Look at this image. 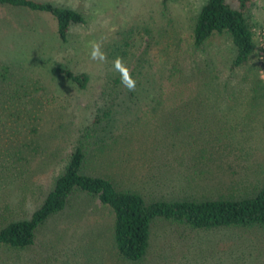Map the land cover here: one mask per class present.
I'll list each match as a JSON object with an SVG mask.
<instances>
[{"label":"trees","instance_id":"obj_1","mask_svg":"<svg viewBox=\"0 0 264 264\" xmlns=\"http://www.w3.org/2000/svg\"><path fill=\"white\" fill-rule=\"evenodd\" d=\"M166 1L163 0V3ZM254 1L205 0L196 12L191 39L196 55H191L192 60L188 62V67H183L185 71L181 67L175 70L181 77H186L184 79H195L200 82L192 89L196 90L194 95L191 89H180L177 96L171 88L162 87L163 81L168 82L174 77L173 70L178 66L174 64L167 69L163 62L151 61V49L158 47L161 42L155 41L156 37L152 31L145 28L148 33L141 34V43L145 42V48L141 51V60L130 70L131 76L136 81L135 90L129 91L122 85L121 73L117 70L105 76L103 83L105 89L99 93L93 105L91 122L76 130L79 136L73 143L71 154L66 157L65 163L62 164L42 198L37 199L36 203L30 201L34 206L32 212L28 213L25 203L33 186H27L25 179H18L23 178L27 173L26 165L29 164L30 159L41 153L48 135H58L71 127L73 122L71 118L74 114V109H71L73 102L66 101L64 104L63 99L67 98L66 94H64L66 96L56 94V90H50L48 84L45 86L43 79L31 74L10 81L9 75L14 71L8 69V64L2 65L0 68V82L3 84H0V253L4 255L0 254L2 256L0 264H18V261L15 263L13 261L19 260V257L29 250L41 247L42 245H38L40 231L47 227L51 220L65 213L74 199L80 201L79 212L86 218L105 216L104 226H108V231L111 233V253L114 258L116 257V263L121 264H144L151 245L158 236V230H163L166 234L169 230L183 229L179 234L180 238L186 233L219 230H233L234 233H240V237L252 234L254 231L264 233V183L258 181L260 183L251 185L243 194L218 196L219 189L215 191V186H212V180L218 179V173L213 170H195L194 160L189 162L190 154L187 151L180 149L167 153L165 159L162 156L158 158L155 154L160 152L140 142L141 135L136 134L132 143H124L125 157L123 159L119 157L122 164L109 169L114 177H108L104 170L100 173H91L86 169L89 154L101 150V146H104L108 140H115L116 147L117 145L122 147L111 132L116 129L117 117L133 115L134 108L141 105L142 101L152 104L153 101L163 102L168 98L181 101L183 105H192L191 102L195 101L201 103L212 96L211 90L214 89L208 88L209 82L214 80L220 83V87H224L225 84L227 85L226 81L229 82V78L232 79L236 73L241 74V79L238 81L244 83L247 88L254 86L256 100L258 97L264 100V82L257 74L258 70H261L257 69V66L261 65L263 68L264 61L259 55V51L263 50L260 44L262 38L260 35L256 36L257 26L252 23ZM0 6L48 15L56 23V34L60 45H66L71 31L77 26L85 25L87 20L81 12L70 5H52L39 3L36 0H0ZM162 6L167 7V5ZM216 35L228 37L232 44V55L230 61L226 62L230 75L228 78L221 77L212 68V61L206 55H202L205 53L203 48L206 42ZM177 46L175 44V47ZM157 50L163 53V57L171 56L169 46H162ZM125 54V52L120 53L123 57ZM179 57L181 56L177 53L175 59ZM47 64L46 74L52 82L61 80L64 84L72 86L77 93L87 89L89 82L87 74L76 72L52 58L46 62ZM195 64L203 68H196ZM247 72L252 75L248 76ZM210 74L211 77L208 76ZM248 80L251 82L248 83ZM259 88L263 92L261 95L258 94ZM219 89L223 91V100L235 97L234 93L225 94L224 89ZM185 132L177 130L174 133L175 136L183 138L187 135ZM212 147L215 149L216 145ZM142 153L147 154L149 159L142 158ZM216 157L219 156L214 152L207 158L196 160L200 165L205 163L209 167L210 162H214ZM167 165H172L177 171H165L163 166ZM186 167H191L194 172L187 177H181V169ZM218 167H220L219 173L228 168L222 165ZM151 169L156 170L152 177L154 189L148 186L149 178L143 173V170ZM219 181L218 184L224 182L222 179ZM17 192H21V195ZM32 193L35 194V190H32L30 195H33ZM14 194L19 198L15 199ZM96 202L98 206H95ZM46 240L47 238L44 247L48 251ZM254 248L257 247L246 250V258L264 260V250L256 251ZM85 249L87 247L79 245L80 251ZM53 253L45 254V263L48 262V258L52 263L56 261L52 259ZM226 255L233 258V261L238 259L233 257L236 256L235 253L227 252ZM202 259L204 261L199 264H211L206 258ZM25 260L29 261L30 258ZM19 264L26 263L23 261Z\"/></svg>","mask_w":264,"mask_h":264},{"label":"rangeland","instance_id":"obj_2","mask_svg":"<svg viewBox=\"0 0 264 264\" xmlns=\"http://www.w3.org/2000/svg\"><path fill=\"white\" fill-rule=\"evenodd\" d=\"M36 1L52 5H70L81 12L87 20L85 25L77 26L71 31L66 45H60L56 23L48 15L0 6V68L3 64H8V69L14 71L9 75L10 81L28 74L43 79L45 86L48 84L50 90H56V94H66L67 98L63 99V103L72 100L71 109H74L71 127L58 135H48L43 146L44 151L30 159L26 165L27 173L18 179H25L27 186H33L25 203L27 213L33 210L34 204L30 201L36 203L42 198L65 163L66 157L71 154L73 143L79 136L77 131L91 122L93 105L99 93L105 89L103 86L105 76L116 70L113 64L115 59L124 58L122 61L129 70L141 60V51L145 48V42L141 43V34L148 33L145 28L152 31L156 37L155 41L161 42L158 47L151 49V61L163 62L167 69L174 64L178 66L173 70L174 77L168 82L163 81L162 87L171 88L177 96L180 89H191L193 95L196 93V90L192 89L200 82L195 79H184L186 77H181L175 70L179 67L187 68L189 61L192 60L191 55H196L191 40L192 23L196 12L205 2V0H167L165 3L163 0ZM252 14V23L257 26L256 36L260 35L262 38L260 44L263 50L259 51V55L264 61V0L254 1ZM93 41L101 44V51L105 57L103 61L91 59L90 42ZM175 44L178 46L175 47ZM162 46H169L171 56L163 57V53L157 50ZM203 50L205 53L202 55H206L212 61V68L221 77H230L226 65L232 55L229 38L216 35L206 42ZM121 52H125L126 56L120 55ZM177 53L181 57L175 59ZM50 58L76 72L87 74L89 77L87 89L77 93L72 86L64 84L61 80L52 82L46 74L49 64L46 65V62ZM195 66L203 68L198 64ZM257 69H261L257 74L264 82V67L259 65ZM208 76L211 77L212 74ZM240 76L241 74L236 73L232 79L229 78L230 81H226L228 87L226 84L220 87V83L214 80L209 82L208 88L214 89L211 90L212 96L201 103L195 101L191 102L192 105H183L181 101L168 98L163 102L153 101L152 104L139 101L141 105L134 108L133 115L117 117L116 129L111 131L122 147L118 145L116 147L115 140H108L101 146V150L89 154L86 169L91 173H100L104 170L108 177H114L109 169L122 164L119 157L122 159L125 157L124 145L126 142L132 143L137 134L141 135L140 142L160 152L155 154V157L162 156L165 159L167 153L181 149L189 152V162L194 160L195 170H213L218 173V179L212 180L215 191L219 189L218 196L243 194L251 185L260 183L258 181L264 183V100H260L259 97L256 100L254 86L247 88L244 83L238 81L241 79ZM250 82L251 80H248V83ZM0 84L3 85L1 82ZM219 88L224 89L225 94L234 93L235 97L223 100V91ZM262 93L259 88L258 94ZM177 130H184L187 135L183 138L175 136L174 132ZM214 144L215 149L212 147ZM214 152L219 157L210 162L209 167L205 163L200 165L196 160L207 158ZM141 157L149 159L145 153H142ZM218 165L228 168L219 173ZM163 169L168 172L177 171L172 165L163 166ZM193 172L194 169L186 167L181 169L180 176L187 177ZM143 173L149 178L148 186L154 189L152 177L156 170H143ZM219 179L224 182L218 184ZM32 190H35V194L30 195ZM17 194L21 195V192ZM17 194H14L15 199L19 198ZM96 205L98 206L97 202ZM80 206V201L74 199L65 213L51 220L49 225L40 231L38 245L42 246L27 251L13 263L24 261L26 264H121L116 263V257L112 256L111 233L108 226H104L105 216L86 218L79 212ZM182 230H167L166 234L163 230H158V236L152 243L144 264H199L204 261L202 258H206L211 264H264V260L246 258L248 248L257 247L254 248L256 251L264 250L263 232L254 231L240 237V233H234L233 230H219L186 233L180 238ZM46 238L48 251L44 247ZM80 244L87 249L80 251ZM227 252L235 253L236 256L233 257L238 259L233 261V258L226 255ZM46 253H53L52 259L56 261L52 263L48 258V262L45 263ZM28 257L30 260L26 261L25 258ZM1 258L2 256L0 261Z\"/></svg>","mask_w":264,"mask_h":264},{"label":"clouds","instance_id":"obj_3","mask_svg":"<svg viewBox=\"0 0 264 264\" xmlns=\"http://www.w3.org/2000/svg\"><path fill=\"white\" fill-rule=\"evenodd\" d=\"M91 47V59L103 61L105 59L103 52L101 51V44L99 42H90ZM114 68L121 73V83L129 91L135 90L136 81L131 76L130 70L124 65L121 58L117 57L113 62Z\"/></svg>","mask_w":264,"mask_h":264}]
</instances>
